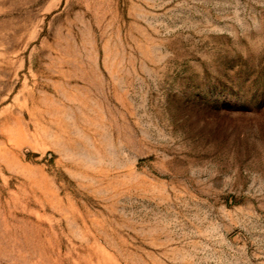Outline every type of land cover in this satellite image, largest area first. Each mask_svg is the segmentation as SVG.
<instances>
[{
	"label": "rangeland",
	"instance_id": "rangeland-1",
	"mask_svg": "<svg viewBox=\"0 0 264 264\" xmlns=\"http://www.w3.org/2000/svg\"><path fill=\"white\" fill-rule=\"evenodd\" d=\"M0 264H264V0H0Z\"/></svg>",
	"mask_w": 264,
	"mask_h": 264
}]
</instances>
